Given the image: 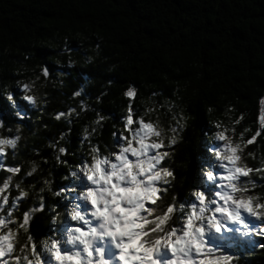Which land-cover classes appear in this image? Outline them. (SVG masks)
I'll return each instance as SVG.
<instances>
[{
  "label": "trees",
  "instance_id": "trees-1",
  "mask_svg": "<svg viewBox=\"0 0 264 264\" xmlns=\"http://www.w3.org/2000/svg\"><path fill=\"white\" fill-rule=\"evenodd\" d=\"M130 88L133 98L125 95ZM262 101L264 0H0V137H20L0 156V188L11 179L0 193L9 200L0 203V217L12 213L13 232L25 214L30 220L27 233L20 228L14 238L10 264L28 235L45 264L54 261L43 241L58 240L67 252L63 228L73 221L69 209L79 207L78 179L87 181L80 167L91 163L92 147L102 155L118 150L129 105L134 120L162 130L165 144L183 118L162 161L175 179L158 202L175 200L179 209L198 205L197 191L216 198L226 173L215 153L226 144L240 146V164L264 169ZM8 167L22 170L12 174ZM248 180L256 187L246 195L264 204V172L241 178ZM21 190L27 195L20 197ZM183 218L177 210L168 226L179 227ZM246 223L245 241L211 235L219 238L217 254L238 257L232 264H264V216L247 214Z\"/></svg>",
  "mask_w": 264,
  "mask_h": 264
},
{
  "label": "snow or ice",
  "instance_id": "snow-or-ice-1",
  "mask_svg": "<svg viewBox=\"0 0 264 264\" xmlns=\"http://www.w3.org/2000/svg\"><path fill=\"white\" fill-rule=\"evenodd\" d=\"M43 75H49L47 69ZM25 90H28V85H25ZM80 94L79 91L75 93L77 96ZM135 94L132 88L125 93L128 98H133ZM8 99L12 100L13 97L9 96ZM24 99L36 103L33 96H25ZM62 115L64 113L56 118L60 119ZM180 119L183 118L177 119V126L171 129L173 135L165 144L162 130L146 122L143 117L134 120L129 105L124 121L127 134H118V139L123 141L118 150L102 155L98 147L91 148V163L83 164L79 170L90 185L79 194V199L91 206V212L83 213L73 208L68 213L71 220L83 222L88 228L87 231L79 227L68 230L64 243L71 247V252H64L58 240L42 242L44 251L55 264H232L233 260H238L233 255L222 252L217 254L215 247L207 246V237L232 231L227 224L242 225L247 229L249 225L243 213L256 219L264 216V204L253 203L257 197L246 195L256 187L255 182L241 181L242 177H249L253 172H264V169L240 164L241 157L237 154L240 146L226 144L223 154L220 151L215 153L221 161L220 167L225 168L226 173L220 177L221 190L215 193V199L206 200L205 193L197 191L193 195L198 205L191 204L185 208L181 204L177 209L173 200L161 207L158 202H163L164 194L167 193L166 186L171 179H175L173 170L162 161L171 155L168 149L176 143V134L183 127L179 123ZM259 120L264 125V112ZM96 123H100V120ZM258 135L259 132L245 143L252 144ZM217 138L225 140L224 133H218ZM19 139V136L14 139L0 137V156L5 154L6 148L15 149ZM59 151L63 153L65 149ZM225 160L228 161L227 167L223 163ZM21 170L19 167L6 169L12 174ZM35 170L33 166L32 171ZM72 175L76 176L77 173L73 172ZM205 175L208 181L215 182L213 172L208 171ZM10 183L9 178L0 188V193L8 190ZM26 195V192L19 191L20 197ZM0 203L9 204V200L0 195ZM177 210L184 218L179 222V227H169V221ZM209 212L211 215H208ZM88 215L93 219L89 220ZM7 216V219L0 217V259L16 250L14 238L18 236L20 228L27 233L30 222L29 215L25 214L18 230L13 232L9 224L17 222L11 220V212ZM5 228L9 229L6 234L3 231ZM110 248L115 250L111 258ZM19 251L21 255L16 257L14 264H45L32 236L26 237Z\"/></svg>",
  "mask_w": 264,
  "mask_h": 264
},
{
  "label": "rangeland",
  "instance_id": "rangeland-1",
  "mask_svg": "<svg viewBox=\"0 0 264 264\" xmlns=\"http://www.w3.org/2000/svg\"><path fill=\"white\" fill-rule=\"evenodd\" d=\"M77 185L80 186V187H82V190L83 191H86L87 188L90 187V185L88 184V182L87 181H83L82 179H78ZM69 193H73V191H69ZM74 196H76V192H75V194H73V197ZM75 202L79 206V207H76L75 206L77 208V210H79V211H81L83 213H90L91 212V206L86 201H82L80 199H76ZM146 206H148V205H146ZM87 218L89 220H92L93 219L90 215H88ZM229 225L230 224H227V227H229ZM74 227H79L83 231H87V228H88V226L87 225H84L83 222H80V221H71L70 222L69 221L68 223L65 224V226L63 228V231H65L67 233L69 229L74 228ZM241 228H242V225H241ZM249 235H251V233H249ZM243 241H244V239H243ZM66 250H67V252H71L72 251V249H71L70 246H68V248ZM112 250H114V249H111V248L109 249V253H110L109 258H111V253H113ZM169 255H170V253H169ZM8 256L9 255H6L4 258L0 259V264H8V262L10 260ZM50 264H55V261L53 263L51 262Z\"/></svg>",
  "mask_w": 264,
  "mask_h": 264
},
{
  "label": "bare ground",
  "instance_id": "bare-ground-1",
  "mask_svg": "<svg viewBox=\"0 0 264 264\" xmlns=\"http://www.w3.org/2000/svg\"><path fill=\"white\" fill-rule=\"evenodd\" d=\"M262 112H264V105H263V110H262Z\"/></svg>",
  "mask_w": 264,
  "mask_h": 264
}]
</instances>
